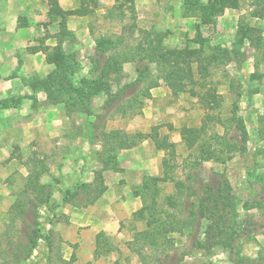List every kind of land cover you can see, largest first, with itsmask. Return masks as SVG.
Wrapping results in <instances>:
<instances>
[{
	"label": "rangeland",
	"instance_id": "1",
	"mask_svg": "<svg viewBox=\"0 0 264 264\" xmlns=\"http://www.w3.org/2000/svg\"><path fill=\"white\" fill-rule=\"evenodd\" d=\"M43 1L47 11L36 25L28 53L60 44L61 64L31 72L24 86L12 87L22 90L20 96L12 94L11 87L0 85V264H64L61 259L67 261L72 254L77 260L78 245L71 242L75 228L68 230L70 223L61 207L66 203L86 207L105 188L104 172L117 169L111 161L114 152L104 166L105 136L109 141L116 138H110V132H118L119 139L153 133L176 144L174 182L142 192V181L132 173L119 181V188L129 186L126 192L139 194L141 207L150 210L144 220L133 217L134 212L126 224L133 249L139 247L134 242L136 233L153 219L150 213L160 214L162 219L167 213L170 221L182 222L179 226L187 224L180 232L169 234V242L155 253L143 250L148 259H159L149 264H172L179 257H183L180 264H264V0H229L236 1L237 8L226 9L210 25L200 24L198 8L189 4L220 0H134L133 14L125 0H97V5L82 0L91 12L63 21L57 11L48 14V0ZM80 6L81 0L76 8L71 0L64 11ZM26 22L20 20L19 27L26 28ZM143 31L164 34L162 44L167 50L183 51L181 57L166 51L165 58L174 63L194 57L191 51L201 52V57L212 60L209 75L206 79L194 75L201 82L175 96L163 79L169 67H162L150 54L145 60L136 56ZM102 39L116 42L109 55L117 60L102 80L106 84L99 81L103 75L94 71L93 62L96 43ZM148 48L142 47V52ZM15 52L14 62H22L24 52ZM6 73L0 76L2 80L16 75ZM52 77L54 83L49 84ZM34 80L45 82L46 88L34 89ZM155 83L158 86L151 89ZM106 101L109 107L104 108ZM207 116L215 119L202 142L223 135L226 127L235 151L222 153L223 163L202 160L197 161L200 166H193L191 160L184 169L182 162L188 152L180 130L199 129ZM63 126L64 133H58ZM155 148L152 142L141 143L133 158L141 153V159L148 160L141 168L152 173L158 165V176H163L162 160L168 154L160 158ZM123 153L124 159L129 157L120 152L121 159ZM128 160L137 169L138 163ZM33 172H40L39 182L29 187L28 176ZM108 175L115 176L113 172ZM178 179H183L182 186H175ZM40 186L49 189L47 202L37 209L40 238L24 258L27 222L18 213L23 212V218L32 224L28 213ZM220 195L224 204L215 208ZM169 196H173L171 207L166 202ZM50 230L49 252L45 237ZM96 241L94 258L109 255L117 264H142L128 248L129 242L123 246L103 233ZM242 258L244 262H240Z\"/></svg>",
	"mask_w": 264,
	"mask_h": 264
},
{
	"label": "trees",
	"instance_id": "2",
	"mask_svg": "<svg viewBox=\"0 0 264 264\" xmlns=\"http://www.w3.org/2000/svg\"><path fill=\"white\" fill-rule=\"evenodd\" d=\"M125 2L128 4L129 6L128 8L131 10L133 14L135 12L134 0H125ZM47 3L50 7L48 14L53 16L52 13H55V11H57L58 14L62 17V21L68 16H84L91 12L84 6V1L82 0H81V6L79 8L74 9V10H68V11H64L59 7L58 0H48ZM92 3H94V5H97V0H93ZM190 5H192V7L198 8L197 11L200 12V17H201L200 24H204V25L212 24L214 22V19L220 16L226 9H235L238 6L236 1H229V0L207 1L205 5L201 3H196V4L192 3V4H189V6ZM185 7L187 6L185 5ZM186 10L187 9H185V11ZM243 36L244 37L242 38H246V35H243ZM163 37H165L164 34H157L151 31L149 32L143 31L142 40L138 41L137 43V48L139 49V52L136 53V56L140 60H145V55L150 54L153 58L156 59V62H158L159 60V64L162 67H165V66H167V68L169 67L168 71L164 74L163 79L166 85L172 91V93L176 96V95L186 92L185 90L187 89L188 86H196L201 82V81L199 82L198 80H195L194 75H199L200 79H206V77L209 75L208 67L211 64L212 60L206 59V57L204 58L201 57L200 55L201 52L199 51L196 52L194 50V51H191V53L195 55L194 57L187 59V61H183V62L176 61L174 63L173 59H171L170 57L165 58L167 53L174 55L173 52H175L174 57L175 56L181 57L183 55V51H172L170 49L167 50L162 44ZM144 46L149 47L147 50H145L146 51L145 53L142 52V47ZM115 47H116V42L111 39H102L96 43V47H95L96 52L94 55L95 59L93 60L94 71H98L99 74L101 71V75L103 76L105 74V77L102 76L99 78V81L103 84H106V83H104L102 80L106 78V76H108V74L110 73L112 69L114 62L117 60L113 58L114 57L113 55H109V53ZM38 49L45 53V63L47 65L57 67V65L61 64L62 52H61L60 44H56L52 48L39 47ZM222 52L223 54L230 55V52L226 50H222ZM187 56H188V52L186 51L185 58H187ZM193 64H196V68L193 67ZM144 69H146V67ZM54 76L55 75L53 74V77ZM53 77L51 78L49 84L54 83ZM33 85H34L33 88L36 90H42L46 88V83L40 80H34ZM96 85H98V83ZM157 86H158L157 83H155L152 85L151 89ZM97 91H98L97 88H95V92ZM207 101L211 102L212 99L207 100ZM108 102L109 101L105 102L104 108L109 107ZM98 118H101V117H98ZM214 119L215 118L212 116H207L206 119H204L199 129L183 128L182 130H180L181 138L185 144L186 151L188 152V154L186 155V157L183 159V162H182V166L184 169L187 167L186 165H188V163L191 165L190 163L191 160H193L194 162L192 164L193 166L194 165L200 166V164L197 161H202V160L203 161L204 160H214L216 162L223 163L224 159L220 157L221 154L224 153L225 151L226 152L235 151L234 147L230 145L231 139H230V136H228L229 128H226V127H225V132L223 133V135L219 136L215 134L214 136H209L206 140L202 142V140L204 139V135H205V138L207 137V130H209V124H211L214 121ZM217 121L220 124H224L220 119H218ZM110 133H111L110 138H112L114 135H116V138L114 141H109V136H105L106 140H104V143L102 144L103 149L107 154L106 155L107 157L104 160L105 167L107 166V160L110 159V153L114 152L115 156L114 158L111 159V161H113V163L116 164V167H117V169H114V171H118L119 168L117 166L116 159H117V155L119 151L122 149L134 148L135 146L139 144L140 141L150 138L153 140L158 150L167 151L168 158H165L162 161L163 176H153V177L145 176L142 180V184L140 186L139 191H142V192L144 190L148 191L150 190V188L158 187L159 183H167L169 181L174 182L175 178L173 177V174H174L176 167L173 163V160H175L176 158V153L174 150V145L169 143L166 137L159 139L157 135H152L153 133L146 134V135L137 133V135H134L131 138L126 136L125 138L119 139L120 136L118 132H110ZM241 136H242L243 141L245 142L246 141L245 131H243ZM135 138H138V139L136 140ZM218 146H221L223 148L222 149L218 148ZM195 154L197 155L195 156ZM183 177L185 176L183 175ZM39 178H40V172L39 173L33 172L32 174H30L28 176L29 187L32 186L33 184H38ZM183 182H184L183 179L182 180L178 179L177 181L175 180V186H178V185L182 186ZM45 189H46V186H42V187L40 186L38 188V191L35 193L34 200H32V207L28 213L30 215V219H32L31 225H29L26 217L25 219L23 218L22 216L23 212L18 213V215L20 214V217H22L23 222L25 223L27 222L26 230H25L26 231L25 233L26 242L24 246L26 254L24 255V258H26L32 253V251L35 249L37 245L38 239L40 238V234H39L40 230L38 229L37 209L39 205L47 202V198L49 196V189L48 188L46 190ZM104 191H105V188L99 191L97 196L91 202V204H93L102 195ZM219 192H222V191L219 189ZM172 198L173 196H169L166 198V202L168 206H170L169 201L172 200ZM223 200H224V196L220 195L219 202L215 201L214 207L217 208L219 204L221 205L224 204ZM148 210L149 209L147 207L142 206L141 209H139L138 211L134 213L133 217H136L139 215L138 219L144 220L146 218V212ZM206 211L210 212L211 209L209 210L208 208H206ZM211 214L213 217L215 216L214 211L211 212ZM149 215L153 219L147 221L146 223L147 228L141 232H137L134 238L135 239L134 242L137 240V243H139V247H136L135 249H133V243L132 242L128 243V248L138 255L139 260L141 261L142 264H149L150 261L154 262L155 260L156 262H159V259H157L156 256L152 257L151 259H148L147 257L148 255L146 256L143 253V250L146 249V250H149L155 253L156 249H159V248L161 249L165 244L169 242V239H168L169 234L174 233V232H180L183 228L187 226V224H185L181 227L179 226V223H182V222L177 221L176 223H174V221H170L169 219L166 218L170 216L167 213H166L165 219H162L161 217H159L160 214L154 215L150 213ZM11 221L14 222L15 218L13 217ZM252 231L253 230L250 229L248 232L250 233ZM52 234H53V231L50 230L48 232V235L45 237L46 247L48 248L49 252L52 249V246H51L52 242L50 240ZM1 254L0 256H2ZM61 260L64 262V264H72L73 262L76 261V258L72 254L69 260L67 261H65L64 259H61ZM182 260H183V257H179L172 264H180ZM240 260H241L240 262L245 261L244 258ZM252 263L253 261L249 262V264H252ZM3 264H10V263L4 262Z\"/></svg>",
	"mask_w": 264,
	"mask_h": 264
},
{
	"label": "crops",
	"instance_id": "3",
	"mask_svg": "<svg viewBox=\"0 0 264 264\" xmlns=\"http://www.w3.org/2000/svg\"><path fill=\"white\" fill-rule=\"evenodd\" d=\"M72 1L74 8H76L78 0ZM67 2L70 3L71 0H58L59 7L62 10H66ZM46 11V4L43 0H0V76L3 73L7 74L6 72H8V75L16 74L9 76L6 81L0 78V85L11 87L8 90L14 95L20 96L23 92L19 88L14 90L12 87L24 86L26 80L35 71L38 72L44 68L47 71L45 53L39 49L34 50L33 54L28 53V48L34 41L33 35L37 34V31L35 32V29L37 30L36 25L40 23V18H44ZM20 20L27 21L26 28L19 27ZM36 44L38 45L37 42ZM55 45L56 43L51 47ZM19 50L24 52H21L22 62L20 61V63L14 62L15 51ZM31 72L33 73L31 74ZM64 128L66 126L59 127L57 132L64 133ZM146 141L152 142L155 147L153 140L147 138L140 141L134 148L119 151L116 159L119 170H106L104 172L107 176L104 181L105 191L93 204L80 209L71 207L68 204L61 207V214L67 216L70 223L69 227L71 229L69 228L68 230L72 231L75 228V232L73 231L74 239L71 242L78 245L79 253L77 260L72 264H117V259L113 256L105 255L94 258L96 238L97 235L103 233L113 237L123 246L125 242L131 240L126 224L132 214L141 208V196L135 193L134 195L127 193L126 190L129 186L124 189L119 188L122 187L119 186V181L126 180L130 173L138 176L139 181H142L141 179L145 176H158L159 172H161V168L159 169L158 165L152 173H148L146 169L141 168V163L148 162V160L141 159V153L133 158V152L136 149L139 150V148L141 150V143ZM168 142L174 145L176 153V144L170 140ZM155 149L160 158L167 152ZM120 152H127L129 157L124 159L123 153L121 159L122 153L120 154ZM128 159L138 163L137 169L131 168L132 161ZM108 172H113L115 176L111 177L112 175H108ZM63 238L66 239L64 236Z\"/></svg>",
	"mask_w": 264,
	"mask_h": 264
}]
</instances>
